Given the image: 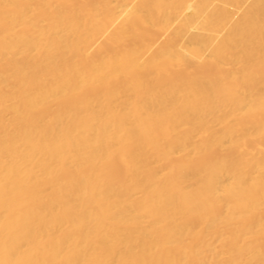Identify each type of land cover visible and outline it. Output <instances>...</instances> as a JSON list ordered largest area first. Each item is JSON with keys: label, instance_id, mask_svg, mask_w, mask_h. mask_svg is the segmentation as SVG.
<instances>
[{"label": "bare ground", "instance_id": "1", "mask_svg": "<svg viewBox=\"0 0 264 264\" xmlns=\"http://www.w3.org/2000/svg\"><path fill=\"white\" fill-rule=\"evenodd\" d=\"M0 264H264V0H0Z\"/></svg>", "mask_w": 264, "mask_h": 264}]
</instances>
